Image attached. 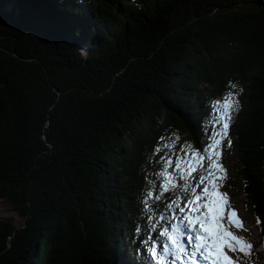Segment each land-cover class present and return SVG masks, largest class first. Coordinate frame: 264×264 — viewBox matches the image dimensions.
Masks as SVG:
<instances>
[{
	"label": "trees",
	"instance_id": "16d2710c",
	"mask_svg": "<svg viewBox=\"0 0 264 264\" xmlns=\"http://www.w3.org/2000/svg\"><path fill=\"white\" fill-rule=\"evenodd\" d=\"M229 91L264 246V0H0V264H150L184 193H145Z\"/></svg>",
	"mask_w": 264,
	"mask_h": 264
},
{
	"label": "snow or ice",
	"instance_id": "6c2138e0",
	"mask_svg": "<svg viewBox=\"0 0 264 264\" xmlns=\"http://www.w3.org/2000/svg\"><path fill=\"white\" fill-rule=\"evenodd\" d=\"M231 88L235 89L237 86L231 84ZM239 91H229L222 99L213 102L214 118L210 120L213 124V134L210 137L211 142L205 148L195 150L192 145H187L188 154L175 161V173L168 171L173 167V160L169 157L161 158L163 171L158 175L163 179V183L160 185V195H155L153 190L146 191V199L142 201L146 212L153 211L152 203L159 200L163 193L175 191L178 187L188 199L184 207H181L179 197L167 205L169 210L179 209L186 223L183 226L174 223L170 230L165 227L160 232V236L166 238L162 251L158 250L156 243L150 248V254L157 264H185V261L187 264H201L202 261L204 264H240L241 257L229 253H241L244 257L251 255L253 245L232 230H243V221L232 208L227 193L220 191L223 181L227 178L226 169L220 163L221 148L225 141L228 147L232 145L229 129L240 108L236 98ZM215 125L220 127L216 128ZM164 147L170 146L166 144ZM162 150L157 147L155 152ZM198 172L201 174L194 176ZM177 180L184 183L178 185ZM192 180H197V183L193 185ZM149 184L152 189L156 188L152 181H149ZM201 185L202 189L197 191ZM160 219L164 217L161 216ZM174 219L180 220L181 217ZM185 238L187 246L184 243Z\"/></svg>",
	"mask_w": 264,
	"mask_h": 264
},
{
	"label": "rangeland",
	"instance_id": "374dc122",
	"mask_svg": "<svg viewBox=\"0 0 264 264\" xmlns=\"http://www.w3.org/2000/svg\"><path fill=\"white\" fill-rule=\"evenodd\" d=\"M55 1H58V0H55ZM232 132L234 131L230 127L229 137L232 141L231 147L234 145V141L236 139L235 134L233 133L232 135ZM235 144H236V141H235ZM187 145H191V144L188 143ZM192 147L195 150H199L196 146L192 145ZM224 147L226 151V154L224 156L227 157V162L222 161V158H221L220 163L226 169L227 178L223 181V186L220 188V191L227 193L229 202L232 208L237 211L238 216L243 221V230H237V229H232V230L235 232L236 235L243 236L248 242H250L253 245L251 255L250 257H248V259L250 260L249 264H264L263 239L260 235V230H259L260 224H262L261 218L259 219L258 215L255 214L254 211H252L250 208H247L246 202L244 201V197L240 194H237L232 189V182H233V178L235 177V174H234L235 167L236 166L238 167L239 155L235 153L234 146L232 148L227 146V141L224 142ZM187 154H188V150H187ZM204 163L207 164V161H205ZM200 174L201 173H199V175ZM202 187L203 186L201 185L200 188H197V191H200ZM181 207H184V205L181 204ZM175 211H177V214L181 213L179 209H175L174 214H176ZM151 218L153 219L152 216ZM258 220H259V223H257ZM182 222L186 223V221H184L181 217V219L179 220V223L183 225ZM174 223H177V220H175L174 217H172L168 225L169 230L171 229V225ZM162 230H163L162 228H159L157 231L154 232V234L152 235L151 245L153 243H156L157 245H162V246L164 245V243L166 242V238L160 236V232ZM146 255H147V258L149 257L151 258L150 250L146 251ZM170 259L171 257H169V260ZM150 263L157 264V261L156 260L154 261V259L151 258Z\"/></svg>",
	"mask_w": 264,
	"mask_h": 264
},
{
	"label": "bare ground",
	"instance_id": "6f19581e",
	"mask_svg": "<svg viewBox=\"0 0 264 264\" xmlns=\"http://www.w3.org/2000/svg\"><path fill=\"white\" fill-rule=\"evenodd\" d=\"M185 263H187V261H185ZM178 264H179V262H178Z\"/></svg>",
	"mask_w": 264,
	"mask_h": 264
}]
</instances>
